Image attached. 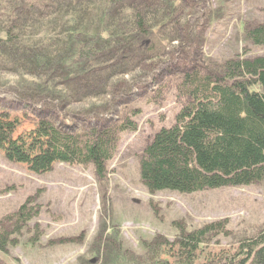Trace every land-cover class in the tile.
I'll return each instance as SVG.
<instances>
[{
  "label": "rangeland",
  "instance_id": "1",
  "mask_svg": "<svg viewBox=\"0 0 264 264\" xmlns=\"http://www.w3.org/2000/svg\"><path fill=\"white\" fill-rule=\"evenodd\" d=\"M146 1L141 15L149 28L146 44L150 41L153 52L128 67L124 80L134 84L117 96L120 103L115 109L121 114L138 110L133 118L137 128L120 134L104 178H97L91 166L66 164L33 175L25 166L7 162L0 151V221L27 198L38 211L18 244L0 252V264H151L143 243L158 236L172 242L178 234L174 222L191 231L226 220L230 234L209 241L205 249L210 252L231 251L264 227V181L189 195L150 194L138 175L141 150L156 131L172 125L179 110L175 100L179 63L212 73L243 50L245 58L264 57V47H253L241 38L244 25L264 22V0H173V7L165 0ZM126 8L119 14L123 27L130 23ZM55 23L54 29L60 31ZM67 28L62 26L61 35ZM130 48L134 50V45ZM91 65V61L86 65L90 76L101 67ZM36 73L19 69L16 62L0 68V114L18 120L17 133L29 131L42 117L68 127L94 115L116 119L115 110L105 112L116 85L113 70L98 73L106 83L93 79L79 92L77 84L61 78L53 66L44 69L40 79L34 78Z\"/></svg>",
  "mask_w": 264,
  "mask_h": 264
},
{
  "label": "trees",
  "instance_id": "2",
  "mask_svg": "<svg viewBox=\"0 0 264 264\" xmlns=\"http://www.w3.org/2000/svg\"><path fill=\"white\" fill-rule=\"evenodd\" d=\"M172 1L165 0L173 7ZM146 4V0H0V68L16 62L19 69L37 70L33 75L40 79L38 75L53 66L61 78L77 84L78 92L93 79L106 83L98 73L113 70L116 85L105 112L113 111L120 103L117 96L134 84L124 80L128 67L153 52L150 41L146 44L149 28L141 15ZM124 7L131 23L127 27L120 25ZM56 21L60 31L71 25L65 35L54 29ZM241 38L253 47H264V22L244 25ZM245 53L225 60L212 73L179 63L175 85L179 110L172 125L156 131L138 156L139 180L148 193L189 195L264 181V57L245 58ZM90 61L92 68L101 66L92 70V76L86 72ZM114 113L116 119L94 115L72 127L42 117L22 133H17L16 118L1 113L0 151L7 162L23 165L33 175L66 164L91 166L102 179L120 134L137 128L133 118L138 110ZM32 200L27 198L0 221L1 253L18 244L22 231L38 215ZM227 225L219 220L186 231L174 222L178 234L172 242L158 236L143 243V249L151 264H264V227L231 251H206L212 239L229 236Z\"/></svg>",
  "mask_w": 264,
  "mask_h": 264
}]
</instances>
